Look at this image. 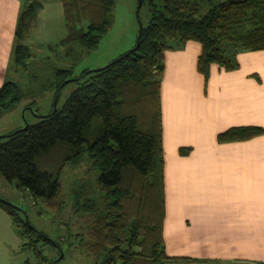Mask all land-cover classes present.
Masks as SVG:
<instances>
[{
  "label": "trees",
  "instance_id": "trees-1",
  "mask_svg": "<svg viewBox=\"0 0 264 264\" xmlns=\"http://www.w3.org/2000/svg\"><path fill=\"white\" fill-rule=\"evenodd\" d=\"M59 1L65 33L41 48L65 62L64 67L43 61L30 50L26 39L42 5L38 0H20L10 57L22 70L26 86L21 88L15 80L0 84V114L49 90L57 98L54 110L51 107L34 122L0 136V177L33 201L50 206L59 191L62 168L85 156L97 171V196L78 192L72 196L73 211L92 218L86 242L80 232L67 230L59 243L49 241L24 220L23 212L0 200V209L21 239L20 249L33 257L21 264H51L58 248L59 262L71 247L85 248L91 264L201 263L164 251L159 96L163 53L181 49L186 41L197 42L195 66L204 80L210 64L236 68V53L264 49V0H139L138 10L144 6L146 21L142 24L136 16L140 33L134 45L106 65L74 76V65L96 47L110 26L113 0ZM67 82L74 87L59 103ZM263 132L258 126H232L215 139L240 141ZM188 150L180 147L178 153Z\"/></svg>",
  "mask_w": 264,
  "mask_h": 264
},
{
  "label": "crops",
  "instance_id": "crops-1",
  "mask_svg": "<svg viewBox=\"0 0 264 264\" xmlns=\"http://www.w3.org/2000/svg\"><path fill=\"white\" fill-rule=\"evenodd\" d=\"M38 1L42 7L26 43L41 48L48 44L40 33L48 15ZM19 2L0 0V62L10 56ZM61 12L56 18L64 27ZM199 51L197 42L186 41L163 53L164 251L213 264L264 263V132L240 141L215 139L232 126L264 129V49L236 53L231 70L210 64L206 80L196 71ZM180 147H188L187 154L180 155Z\"/></svg>",
  "mask_w": 264,
  "mask_h": 264
},
{
  "label": "rangeland",
  "instance_id": "rangeland-1",
  "mask_svg": "<svg viewBox=\"0 0 264 264\" xmlns=\"http://www.w3.org/2000/svg\"><path fill=\"white\" fill-rule=\"evenodd\" d=\"M43 2L48 17L40 25V33L44 34L46 42L53 43L54 40L57 41L61 38H59L61 35H58L60 31L64 32V27L56 18L61 7L58 5V0H43ZM137 17L142 24L146 21L144 6H141L137 11ZM137 30L136 0H113L110 26L103 33L96 47L82 54L72 69V75H77L83 69L102 67L121 52L131 48L134 45ZM29 47L31 51L38 54L39 58H44L43 61L57 67L66 65L65 62L55 59L54 53L51 54L44 47H38L40 48L38 52L35 51L38 49L37 45L29 44ZM46 56L48 59H45ZM34 62L37 64L38 61ZM0 71H2V74L0 72V84L5 80H15L21 88L26 86L22 70L13 66L10 56L7 55L6 59L0 62ZM73 87L74 84L71 82H67L62 87L58 97L59 103L64 100ZM52 95V90H49L38 95L28 96L20 100L12 109L0 114V135L23 127L26 123H32L37 120V115L47 113L52 107ZM96 175L97 171L83 156L78 162L66 164L62 168L59 175V191L50 206L38 200L33 201L27 192L15 188L1 177L0 197L19 208L29 223L36 230L44 233L48 239H54L59 243L67 230V233L80 232L82 242H86L89 240L87 230L92 224V218L86 213L73 211L72 196L75 192L87 197L97 196ZM69 240L72 239L68 238ZM74 243H77V239L74 240ZM20 244L21 239L17 236L10 217L0 210V264H21L25 259L32 261L31 252L21 250ZM64 245L65 243H62V246ZM84 251L85 248L82 247L65 249L62 260L55 264H91L92 257L85 255ZM44 253L46 254V252ZM214 264L229 263L221 261Z\"/></svg>",
  "mask_w": 264,
  "mask_h": 264
},
{
  "label": "water",
  "instance_id": "water-1",
  "mask_svg": "<svg viewBox=\"0 0 264 264\" xmlns=\"http://www.w3.org/2000/svg\"><path fill=\"white\" fill-rule=\"evenodd\" d=\"M139 4H140V1L137 0V3H136V16H137V10H138V6H139ZM137 22H138V20H137ZM139 33H140V28H139V22H138V30H137V34H136V38H135L136 41L138 40ZM70 79H71V78H70ZM68 80H69V79H68ZM56 98H57V97H56V95H55L54 98H53L52 110H54V108H55ZM26 124H27V123H26ZM26 124H25L24 126H26ZM24 126H23V127H24ZM0 136H4V134H2V135H0ZM0 200H2L3 202H5V203H7V204H10V203H8L7 201L3 200L2 198H0ZM10 205H11L12 207H14V208L20 210L19 208L13 206L12 204H10ZM20 211H21V210H20ZM21 212H22V211H21ZM22 215H23V217H24V220L27 221L25 215H24V214H22ZM42 237H44V238H46L47 240L51 241V239H48L45 235H42ZM58 252H59L58 256L52 260L51 264H54V263L58 262V260L62 257V250L58 248Z\"/></svg>",
  "mask_w": 264,
  "mask_h": 264
},
{
  "label": "built area",
  "instance_id": "built-area-1",
  "mask_svg": "<svg viewBox=\"0 0 264 264\" xmlns=\"http://www.w3.org/2000/svg\"><path fill=\"white\" fill-rule=\"evenodd\" d=\"M252 264H264V263H259V262H258V263H252Z\"/></svg>",
  "mask_w": 264,
  "mask_h": 264
},
{
  "label": "flooded vegetation",
  "instance_id": "flooded-vegetation-1",
  "mask_svg": "<svg viewBox=\"0 0 264 264\" xmlns=\"http://www.w3.org/2000/svg\"><path fill=\"white\" fill-rule=\"evenodd\" d=\"M23 214V213H22ZM55 264V263H54Z\"/></svg>",
  "mask_w": 264,
  "mask_h": 264
}]
</instances>
